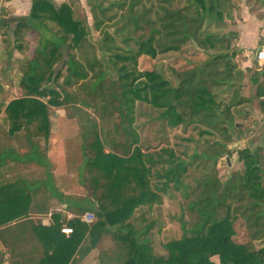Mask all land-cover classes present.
Returning <instances> with one entry per match:
<instances>
[{"label":"trees","instance_id":"16d2710c","mask_svg":"<svg viewBox=\"0 0 264 264\" xmlns=\"http://www.w3.org/2000/svg\"><path fill=\"white\" fill-rule=\"evenodd\" d=\"M84 1L91 24L79 0H32L26 16L0 21L8 63L0 75L14 65L19 91L10 97L0 83V249L8 261L76 264L100 248L108 264H264V68L242 69L237 33L225 30L240 0ZM244 1L262 17L264 0ZM171 53L184 61L170 68L175 85L138 69L140 57ZM254 103L259 121L249 113ZM141 104L157 112L160 132L196 133L192 152L177 154L163 138L146 142ZM49 107L78 125L81 196H64L46 180L1 176L44 160ZM256 125L259 142L236 151L240 169L219 176L227 147ZM50 196L74 214L68 237L58 214L47 227L29 218L49 210ZM164 198L178 202V215L164 212ZM167 220L178 224L179 238L161 239ZM238 228L245 242L234 240Z\"/></svg>","mask_w":264,"mask_h":264},{"label":"rangeland","instance_id":"374dc122","mask_svg":"<svg viewBox=\"0 0 264 264\" xmlns=\"http://www.w3.org/2000/svg\"><path fill=\"white\" fill-rule=\"evenodd\" d=\"M54 1V0H53ZM72 0H57L56 4H60L62 2H68ZM239 5V12L236 15V19L234 24L229 25L226 27V31L232 30L237 33V38L234 41L235 46H237L240 51H242V55L246 57V61L240 62V67L244 69L246 66L250 67L252 70L259 68V65L255 62V53L258 49V41L264 38V14L262 17H258L260 14L259 11L257 13H251L250 7L245 4L244 0L238 1ZM77 11L80 15H86L89 24H91V17L89 13V9L85 4L84 0H79L78 7H76ZM93 37L96 39V34L92 33ZM2 35L0 37V69L5 68L7 63V58L5 54L2 52L3 45H2ZM30 39V48L34 46V38L33 36L29 37ZM240 43V45H239ZM18 53L13 52V58H21ZM178 54H168L163 57H157L154 60L148 59L147 57H140L138 60V69L143 70H155L163 74L164 78H166L169 82L173 85L176 84V81L171 74L170 68L172 66L181 65L183 64V60L177 57ZM178 58V59H177ZM13 61H9V64H12ZM255 63V64H254ZM248 64V65H247ZM16 67V66H15ZM257 67V68H256ZM6 71V77L2 78L0 75V83L3 84V89L8 91L10 97H17L19 96V91L16 88L17 79H16V70L14 65H11V68ZM244 90L243 93L245 95H249L250 91H254V88L248 83V74L246 73L244 76ZM1 97V96H0ZM138 114L137 115V124L140 126V134L146 142H148L151 146H155L158 142L161 141L163 138L164 142L167 140L169 145L175 150L177 154L181 152H185L186 154H190L192 152V148L195 146V142L199 141L200 138L197 136L196 133H183L180 130L170 131L166 129L165 133L160 132V121L155 120V116L157 114L156 111L152 110L146 104H141L137 106ZM249 113L254 118V120L259 121L263 115L259 114L256 109V104L254 103L250 109ZM49 113V120L50 126L56 128L58 125H65L69 128V130L73 131V134H77L78 125L76 120H66L64 111L60 108H48ZM242 122V119L238 120ZM259 125H256L254 129V134L248 136L243 142H238L235 144L229 145V150L231 151L230 156H225L224 158L220 159L218 163V170L219 176L222 178H226L229 176V173L233 170H238L241 167V164L237 161L236 151L238 148L243 147L247 141L252 142L253 144H257L259 142ZM71 134H69L70 136ZM79 142V139H77ZM78 142L74 141L72 143L73 147L70 151L71 155L68 157L69 162L67 166L64 168V161H62L61 165L56 166L53 170L56 174H73L74 178L75 175L78 173V167L80 166L81 156L80 150L78 146ZM45 151V150H44ZM56 159V157H54ZM67 168V169H66ZM65 171V172H64ZM73 179V178H72ZM80 187V185H79ZM164 212L171 213V214H179L178 209V202L169 201L167 198H164ZM180 231L178 224L176 222H169L167 220L166 229L163 231L161 235L162 240H170L173 238H179ZM236 242H245L246 237L242 229L238 228L237 235L234 237ZM215 262H217L216 258H213Z\"/></svg>","mask_w":264,"mask_h":264},{"label":"crops","instance_id":"0c3cea01","mask_svg":"<svg viewBox=\"0 0 264 264\" xmlns=\"http://www.w3.org/2000/svg\"><path fill=\"white\" fill-rule=\"evenodd\" d=\"M31 1L32 0H0V21L13 17L26 16L30 10ZM54 1L57 2V0ZM2 33L3 29L0 30V37ZM69 134L71 135L69 136ZM78 137V128L77 134L74 135L73 131L69 130V128L63 124L58 125L56 128L50 126L47 141L45 142L43 140L40 143L41 151L44 154V160L40 163L32 161L31 163L20 165L19 172L1 174V176L3 179L19 178L27 181L46 180L50 182L53 190L64 196L83 195L84 192L82 188L79 187L80 183L78 174L75 175L74 178L73 174L62 175L56 174L53 171L56 166L62 164L61 157L62 161H64V168L67 166V163L69 162L68 157L71 155L70 151L73 148L71 147L72 143L74 141L78 142ZM54 157H56V159ZM44 165L47 166V168ZM50 206L51 207L46 213H31L29 215L33 224L36 226L40 225L47 227L53 224L52 215L58 214L61 216V228L67 227L65 222L74 217L72 211L66 209L65 205H61L55 198H53V196H50ZM28 234L29 236H33L32 230L29 229ZM64 235L65 237H68L70 234ZM4 250L5 248L1 247L0 264H14L17 259L8 261L6 253L4 254ZM100 257H102L100 248H95L82 261L76 264H108L106 258H101V260Z\"/></svg>","mask_w":264,"mask_h":264},{"label":"built area","instance_id":"2783aa9c","mask_svg":"<svg viewBox=\"0 0 264 264\" xmlns=\"http://www.w3.org/2000/svg\"><path fill=\"white\" fill-rule=\"evenodd\" d=\"M255 62L257 63V65H259V67L264 68V48L256 50L255 53ZM93 219V216L90 213H85L82 217L81 220L85 223H90ZM61 233L63 234H71L72 230L69 227H64L61 228Z\"/></svg>","mask_w":264,"mask_h":264}]
</instances>
